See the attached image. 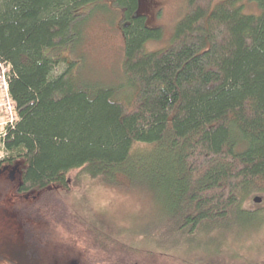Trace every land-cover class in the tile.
Returning <instances> with one entry per match:
<instances>
[{"label":"trees","instance_id":"1","mask_svg":"<svg viewBox=\"0 0 264 264\" xmlns=\"http://www.w3.org/2000/svg\"><path fill=\"white\" fill-rule=\"evenodd\" d=\"M105 1L122 11L114 83L79 78L82 57L66 55ZM255 1L258 14L243 0H187L171 43L150 51L163 29L141 0H0V58L20 116L0 165L19 167L17 192L31 196L37 220L80 243L86 260L190 264L103 237L72 204L88 176L168 197L180 229L263 223L264 207L245 208L249 195L264 201V0Z\"/></svg>","mask_w":264,"mask_h":264},{"label":"rangeland","instance_id":"2","mask_svg":"<svg viewBox=\"0 0 264 264\" xmlns=\"http://www.w3.org/2000/svg\"><path fill=\"white\" fill-rule=\"evenodd\" d=\"M99 3L90 7L94 13L84 28L85 40L80 50L66 55L70 61L82 57L83 71L75 73L83 80L88 76L114 83L123 75L122 11L109 1L102 2L106 7ZM242 4L245 13H260L255 0H243ZM141 5L148 24L163 29V37L151 40L148 50L166 48L177 23L187 12V0H141ZM18 184V179L0 175V264H10L8 261L30 264L27 250L34 264L48 257L44 264L78 260L82 253L78 243L57 229L50 232L43 221L32 217L29 212L32 201L21 197ZM74 187L75 210L101 230L103 237H113L140 250L174 255L190 264H264V221L258 225L260 219L255 225L243 227L234 224L221 229L207 226L196 231L191 227L180 229L168 197L159 200L142 186L115 185L88 176L80 178ZM261 195H249L245 208L264 207V201L261 204L253 201Z\"/></svg>","mask_w":264,"mask_h":264},{"label":"built area","instance_id":"3","mask_svg":"<svg viewBox=\"0 0 264 264\" xmlns=\"http://www.w3.org/2000/svg\"><path fill=\"white\" fill-rule=\"evenodd\" d=\"M12 66L0 58V161L8 155L6 139L20 116L11 94Z\"/></svg>","mask_w":264,"mask_h":264},{"label":"flooded vegetation","instance_id":"4","mask_svg":"<svg viewBox=\"0 0 264 264\" xmlns=\"http://www.w3.org/2000/svg\"><path fill=\"white\" fill-rule=\"evenodd\" d=\"M0 168H7V170H5L4 172H3V175H9V173H10V170H11V168H12V165H10V164H3V165H0ZM16 179H18L17 177H16ZM16 179H14V180H16ZM18 186H19V184H18ZM21 197L22 198H27V199H30L31 201H32V203H31V205L34 203L33 202V199L31 198V196L30 195H21ZM30 205V206H31ZM28 208V207H27ZM29 212H30V214L32 215V217H35L36 219H37V216H36V214L32 211V209H30L29 208ZM44 224H46V227L48 228V230L50 231V232H53L55 229H57V230H59L61 233H64V232H62L61 230H60V228L56 225V224H52L51 222H45ZM52 228H53V230H52ZM65 234V233H64ZM75 241V240H74ZM78 243V242H77ZM78 245L80 246V248H81V251H82V253H80V255H79V258H78V260H73L72 262H70L69 264H109L108 262H105V261H97V262H91V260L89 261V260H86L85 259V257H84V252H83V246L80 244V243H78ZM46 247H48V246H46ZM41 258V257H40ZM50 257H48V258H45V259H40V263H36V264H44V263H47V262H45V260L46 259H49ZM26 259H27V261L29 260V262H30V264H34L33 263V257H32V254H31V252H30V250H27V252H26ZM53 259V258H52ZM8 263H10V264H18V263H15V262H10V261H8ZM27 264V263H26ZM111 264H113V263H111Z\"/></svg>","mask_w":264,"mask_h":264},{"label":"water","instance_id":"5","mask_svg":"<svg viewBox=\"0 0 264 264\" xmlns=\"http://www.w3.org/2000/svg\"><path fill=\"white\" fill-rule=\"evenodd\" d=\"M7 170V168H0V175H3V172ZM18 173H19V167L16 165V166H12L11 170H10V173H9V177L11 179H15L16 175L18 177ZM253 201L257 204H261L263 202V197L262 196H255L253 198Z\"/></svg>","mask_w":264,"mask_h":264}]
</instances>
